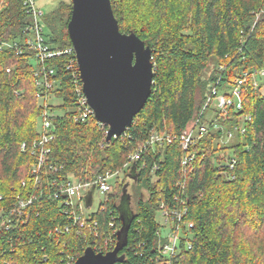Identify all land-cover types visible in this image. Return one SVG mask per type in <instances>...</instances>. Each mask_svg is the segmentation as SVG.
<instances>
[{
    "label": "trees",
    "instance_id": "1",
    "mask_svg": "<svg viewBox=\"0 0 264 264\" xmlns=\"http://www.w3.org/2000/svg\"><path fill=\"white\" fill-rule=\"evenodd\" d=\"M0 2V43L22 38L28 17L21 3ZM110 4L119 31L133 32L151 47V94L124 134L106 142L107 127L93 117L85 123L72 121L74 85L66 68L71 55L48 60L46 67L55 70L50 77L55 87L49 92L55 103L49 109L60 116L43 168L52 165L57 172L42 169L35 177V157L20 149L38 137L37 64L30 53L0 50V264H64V258L77 260L87 247L100 253L113 250L122 226L117 203L127 181H115L82 228L58 237L48 232L67 220L59 200L48 194L55 190L54 180L89 183L106 172L129 179L133 168V219L119 254L123 261L116 264H152L158 255L160 205L174 209L181 202L186 207L181 235L191 248L182 249L174 264H264V77L257 79V87L247 81L240 88L239 110L231 107L224 117L214 113L205 136L190 147L194 158L186 166L177 142L147 145L137 161L129 160L154 133L180 135L197 118L206 121L200 112L218 77L217 87L227 88L242 73L264 66V0ZM70 15V0L45 14L52 47H71ZM211 59L214 67L205 77ZM29 195L35 200L22 216L8 214L16 209L17 196Z\"/></svg>",
    "mask_w": 264,
    "mask_h": 264
},
{
    "label": "built area",
    "instance_id": "2",
    "mask_svg": "<svg viewBox=\"0 0 264 264\" xmlns=\"http://www.w3.org/2000/svg\"><path fill=\"white\" fill-rule=\"evenodd\" d=\"M16 1L20 2L24 8L25 14L28 17V22L22 29V38L0 43V50L13 51L17 55L30 53L34 63L36 62L37 64L33 69V74L36 78L35 97L39 100L41 106V113L38 118V137L34 139L31 144L28 145L27 143H23L20 146L21 151H30L35 157L36 163L31 167V174L37 177L39 172H42V169L46 170V172H57V168L52 165H49L45 169L43 168L46 156L50 152V145L55 140L56 129L54 123L60 116L57 112L49 109L51 97L49 92L55 87V83L50 77L54 75L55 70L54 68L46 67L45 63L48 60L59 58L63 55H71L66 68L71 72V78L74 85V104L71 111L72 121L76 124L85 123L90 117H93L94 114L82 92V82L72 46L62 50L49 45L46 38L47 32L43 24L45 13L37 7L36 0ZM218 70L219 72H223L224 68L220 67ZM261 77H264V66L259 71L253 70L251 72L242 73L239 77L233 80L232 85L222 89L217 87L220 83V77H218L214 85L209 88V93L200 115H205L207 110L211 108H213V115L214 113H218L221 117L226 116L228 109L231 107L239 110L241 108L240 88L247 81H250L254 87H257V79ZM212 119L213 117L207 121H202L197 118L180 135L154 133L150 136L145 145L139 147L137 152L130 156L129 160L131 162L137 161L141 151L146 148L147 145L152 146L154 144L161 145L163 143L171 144L177 142L180 149L185 153L181 165L186 166L194 158V154L189 151L190 147L200 138L205 136L209 127L208 122ZM98 124L100 127L104 126L103 124ZM106 133L107 132H105V134ZM230 137L231 133H228V138ZM233 165L234 160L229 164L230 169L233 168ZM156 169V166H154L153 171H156ZM118 175V173L106 172L98 176L93 182L89 183H82L73 179H66L65 181L55 183L54 180L52 185L55 190L52 191L51 196L50 194H48V196L49 198L59 200L67 224L62 227H55L48 233L58 237L70 234L73 230L75 231L82 228L85 218L93 213L87 211L88 207H86L84 201L87 191L92 185H94V191L97 192L99 197V205V203L111 192L114 185L112 180L116 179ZM15 200L16 209L11 210L8 214L13 215V213L16 212L17 217H20L25 208L31 205L35 200V197L33 195H29L26 198L17 196ZM185 212L186 207L183 202L180 203L179 208L177 207L174 209H166L163 204L160 205V211L158 214L159 228L157 231L159 237L158 255L152 264H174L176 256L182 249L188 250L191 248V242L181 235L182 226L184 225L181 220ZM0 225H4V221L3 223H0ZM110 226H112V224H110ZM186 228H189V226H186ZM90 248L94 252L100 253L96 251L97 249L95 247ZM107 248L108 244L104 243V249ZM74 259V256H67L63 261L64 264H74L76 261Z\"/></svg>",
    "mask_w": 264,
    "mask_h": 264
},
{
    "label": "water",
    "instance_id": "3",
    "mask_svg": "<svg viewBox=\"0 0 264 264\" xmlns=\"http://www.w3.org/2000/svg\"><path fill=\"white\" fill-rule=\"evenodd\" d=\"M71 15L67 34L75 53L82 92L93 111L94 120L107 127L106 142L128 129L148 100L153 81L151 47L133 32L121 33L110 0H70ZM133 170L128 175L134 180ZM125 184L121 202H130ZM94 185L87 191L86 207L92 204ZM122 209V206H121ZM119 212L122 222L113 250L96 253L86 248L74 264H116L127 244L133 215Z\"/></svg>",
    "mask_w": 264,
    "mask_h": 264
},
{
    "label": "rangeland",
    "instance_id": "4",
    "mask_svg": "<svg viewBox=\"0 0 264 264\" xmlns=\"http://www.w3.org/2000/svg\"><path fill=\"white\" fill-rule=\"evenodd\" d=\"M62 1L69 2V0H36V5L38 8H40L46 14V13H49V12H52L53 10H55L56 7L58 6V4ZM213 67H214V61H213V59H211L209 61L208 68L204 72L205 77L211 74ZM262 82L264 83V78L262 79ZM262 94L264 96V87L262 89ZM49 103H50V105L55 103L51 97H50ZM212 109L213 108L207 110L206 118H205L206 121L209 120L211 117H213ZM117 179H119V180L121 179L118 182V183L121 182V184L122 183L124 184V182L127 181L126 184H128V186L126 189V193L129 195L130 202L128 203V202H125L124 200L121 202V200H119L117 203V207L125 215H129L130 212L132 213L133 204L136 202L135 194H136L137 189L135 188L134 182L132 181V179L125 178L123 173H120L116 179L112 180V183H115V181ZM141 191L143 194H145L144 197H146L147 192L143 188L141 189ZM98 202H99L98 194L96 191H94L93 196H92V206L90 208H88L87 211L88 212H94L98 207ZM121 206H122V209H121ZM157 220H159V215L157 217Z\"/></svg>",
    "mask_w": 264,
    "mask_h": 264
},
{
    "label": "bare ground",
    "instance_id": "5",
    "mask_svg": "<svg viewBox=\"0 0 264 264\" xmlns=\"http://www.w3.org/2000/svg\"><path fill=\"white\" fill-rule=\"evenodd\" d=\"M29 143V142H28Z\"/></svg>",
    "mask_w": 264,
    "mask_h": 264
}]
</instances>
